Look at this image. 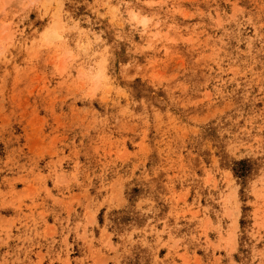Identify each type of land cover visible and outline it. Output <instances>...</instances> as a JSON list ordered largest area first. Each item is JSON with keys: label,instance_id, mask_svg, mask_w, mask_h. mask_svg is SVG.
I'll use <instances>...</instances> for the list:
<instances>
[{"label": "rangeland", "instance_id": "1", "mask_svg": "<svg viewBox=\"0 0 264 264\" xmlns=\"http://www.w3.org/2000/svg\"><path fill=\"white\" fill-rule=\"evenodd\" d=\"M0 264H264V0H0Z\"/></svg>", "mask_w": 264, "mask_h": 264}, {"label": "bare ground", "instance_id": "2", "mask_svg": "<svg viewBox=\"0 0 264 264\" xmlns=\"http://www.w3.org/2000/svg\"><path fill=\"white\" fill-rule=\"evenodd\" d=\"M142 21H144V20H142ZM143 24V23H142Z\"/></svg>", "mask_w": 264, "mask_h": 264}]
</instances>
